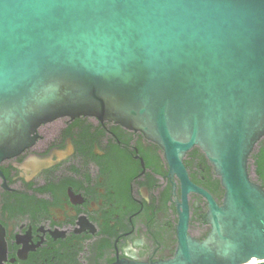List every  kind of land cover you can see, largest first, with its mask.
<instances>
[{
  "label": "water",
  "instance_id": "1",
  "mask_svg": "<svg viewBox=\"0 0 264 264\" xmlns=\"http://www.w3.org/2000/svg\"><path fill=\"white\" fill-rule=\"evenodd\" d=\"M94 116L164 150L184 196L209 203L211 231L179 207L169 259L113 264H264V0H0V164L54 119ZM200 146L225 188L219 206L184 157ZM1 173V170H0Z\"/></svg>",
  "mask_w": 264,
  "mask_h": 264
},
{
  "label": "flooded vegetation",
  "instance_id": "2",
  "mask_svg": "<svg viewBox=\"0 0 264 264\" xmlns=\"http://www.w3.org/2000/svg\"><path fill=\"white\" fill-rule=\"evenodd\" d=\"M37 134L0 164V264L172 258L183 197L188 234L204 240L210 233L208 196H184L164 150L142 132L82 115L43 123ZM184 165L220 206L225 188L200 146Z\"/></svg>",
  "mask_w": 264,
  "mask_h": 264
},
{
  "label": "trees",
  "instance_id": "3",
  "mask_svg": "<svg viewBox=\"0 0 264 264\" xmlns=\"http://www.w3.org/2000/svg\"><path fill=\"white\" fill-rule=\"evenodd\" d=\"M250 172L254 174L252 178L264 187V138L259 141L251 155Z\"/></svg>",
  "mask_w": 264,
  "mask_h": 264
},
{
  "label": "rangeland",
  "instance_id": "4",
  "mask_svg": "<svg viewBox=\"0 0 264 264\" xmlns=\"http://www.w3.org/2000/svg\"><path fill=\"white\" fill-rule=\"evenodd\" d=\"M252 174V176L254 177V174L253 173H251Z\"/></svg>",
  "mask_w": 264,
  "mask_h": 264
}]
</instances>
